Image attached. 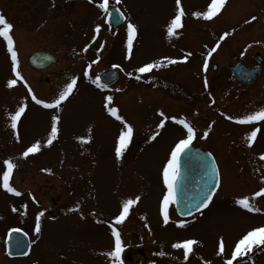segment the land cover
Instances as JSON below:
<instances>
[{
  "label": "rangeland",
  "instance_id": "obj_1",
  "mask_svg": "<svg viewBox=\"0 0 264 264\" xmlns=\"http://www.w3.org/2000/svg\"><path fill=\"white\" fill-rule=\"evenodd\" d=\"M100 2L63 0L56 9L46 2L49 15L29 17L28 5L45 9L37 0H22L16 39L23 81L13 87L7 84L16 78L11 58L3 51L0 39V175L2 161L12 158L16 167L10 184L21 192L15 196L0 187V264H112L113 258L106 255L114 245L110 225L122 201L136 196L140 199L130 207L124 222L115 225L124 244L123 264H224L242 235L264 226V195H253L264 187V122L240 125L225 118L264 107V25L259 21L264 15V0H226L211 20L192 15L206 10L211 0H181L186 14L174 37L167 36L166 26L174 15L175 0H109V5L123 12L126 22L137 26L130 56L127 40L123 42L126 31L107 24ZM61 6L64 12L56 16ZM1 7L6 17L14 19L15 0H0ZM97 24L101 25L99 34L94 33ZM225 32L229 35L220 40ZM217 43L216 51L208 57ZM85 45L88 51L84 53ZM41 47L56 52L71 79L45 82L43 71H33L27 65L26 55ZM254 54L263 58L262 70L250 84H241L228 66L240 59L245 65L258 63ZM173 56L177 62L170 65L168 60ZM185 56L187 60L182 59ZM205 57L207 70L203 68ZM155 61L164 68L136 72L143 64ZM112 63L119 65V81L107 89L98 88L91 80ZM73 77L77 84L59 112L30 100L24 86L26 82L38 99L50 101ZM105 96L113 97L111 106L134 128L133 139L119 161L114 142L122 124L105 109ZM22 101L27 107L14 130L10 117ZM159 111L183 117L193 126L196 138L192 143L213 154L221 181L209 206L189 218L177 217L170 205L167 225L159 211L166 190L161 170L186 129L171 120L157 129ZM53 114L61 116L59 134L47 145ZM257 126L261 131L248 146L246 133ZM205 130L209 135L202 138ZM89 136L87 142L78 139ZM37 140L41 150L22 156ZM244 196L259 211L235 203ZM37 213H43L39 234L34 231ZM181 219L187 221L183 228L175 223ZM10 229L25 232L31 243L29 252L15 260L4 254L3 240ZM221 237L225 252L217 255ZM187 238L198 243L185 260L183 250L171 245ZM160 252L165 254L158 255ZM234 264H264V246L237 258Z\"/></svg>",
  "mask_w": 264,
  "mask_h": 264
},
{
  "label": "snow or ice",
  "instance_id": "obj_2",
  "mask_svg": "<svg viewBox=\"0 0 264 264\" xmlns=\"http://www.w3.org/2000/svg\"><path fill=\"white\" fill-rule=\"evenodd\" d=\"M226 0H211L210 3L207 4L206 10L193 12L192 15L194 17L203 18L204 20H211L217 16L218 13L221 12V9L225 6ZM99 8L102 9L105 15H109V0H101L99 3ZM185 10L182 7L181 0H175V12L172 16L170 22L166 26V32L168 37H174L178 35V30L182 29L183 21L182 18L185 16ZM121 17L123 14L121 13ZM255 17H251L250 20H255ZM250 22V21H249ZM14 29V25L8 21L6 16L0 13V38H2L3 42L6 44V51L10 55L11 58V70L15 74V79L8 80V87H13L17 84L18 81H23V77L21 76L18 70V52L15 48V41L12 35ZM101 29V25L97 24L94 28V33L99 34ZM137 35V26L131 22L127 23V50L129 56L131 55L133 49V42ZM229 33L225 32L223 35L219 37L220 40H223ZM93 40L96 39V35L92 37ZM212 47L207 56L210 57L212 53L216 51V47ZM88 45H85L87 48ZM191 53L188 54L190 56ZM188 56L183 57L182 59L187 60ZM168 60L167 57L164 58ZM177 61L168 60L169 64H174ZM162 64L160 61L145 63L142 66L136 69L137 73H150L154 68L161 67ZM116 67H119L118 65ZM203 68L207 70L208 68V59L205 57ZM85 77H88V71L84 72ZM131 75V73H129ZM136 79H140L139 76ZM93 84H95L98 88L107 89L108 84H101L100 77L96 76L95 79L91 80ZM77 84V78L73 77L71 82L66 84L62 90L58 92V95L54 96L50 101H46L44 99H38L35 94H33L32 89L24 83L25 88L29 95L31 96L32 101H34L37 105L43 106L45 109H52L56 112H59L61 109V104L65 101L70 94L72 93L74 87ZM205 88L208 87L207 79L204 81ZM113 97L105 96L104 97V107L110 116L115 117L117 121H120L122 124L121 130L119 131L118 136L114 142V155L115 158L119 161L124 155L126 149L128 148L130 142L133 139L134 128L132 124L127 122L123 116L118 114V109L112 105ZM27 105L22 101L17 109L11 114V128L16 129L18 125V121L20 120L22 114L25 113ZM159 116L161 117L159 123L157 124V129H161L165 126L166 120H171L179 125H182L184 129H186V135L183 138H180L175 145L171 148L170 154L166 160V162L162 166L161 176L163 185L165 187V191L162 194V199L160 201V215L162 216L163 223L165 225L169 224V206L177 203V189L180 184V176H181V159L182 154L187 155L190 152V145L193 140L196 138V132L193 126L186 121L185 118L180 117L177 118L175 116H165L163 111H159ZM228 120H232L240 125H253L257 122H264V107L259 108L258 110L239 115V116H226ZM61 120V116L59 114H53L50 117V131L48 133L47 139L45 143L47 145H51L53 140L58 137L59 134V122ZM261 129L257 127H252L251 131L246 133V142L248 146H252L254 140L257 137L258 132ZM156 134H153L151 139L155 138ZM209 135L207 130L204 131L203 137L206 138ZM18 138V137H17ZM78 139L81 142H87L91 139V137H79ZM41 150V141L37 140L31 143L29 146L25 148L22 152V156L28 157L29 154L38 153ZM209 163L207 165L208 171L205 173V187L203 189L202 194L199 195L198 200L195 204L192 205L197 211L203 208H207L209 203L212 201L213 193L220 185V173L218 167L216 165L215 159L212 157L211 153L206 154ZM264 158V155H262ZM3 171L2 175H0V187L6 190L8 193H12L15 196H20L21 192L17 190L10 184V178L12 177L13 170L16 167L12 158H7L2 161ZM256 197H260L264 195V187L260 188L259 191L253 194ZM140 197L136 196L133 198H128L122 201L121 208L119 213L114 217V224L110 225L111 228V236L114 238L113 247L106 253L108 257L113 258L112 264H123L121 259V254L124 251V244L122 241L121 233L115 225H120L124 222L125 218L129 215L130 207L136 204L139 201ZM235 203L240 205L242 208L247 209L249 211H259L253 204L249 202V197L244 196L242 198L236 199ZM79 205H77V208ZM12 211H16L15 208ZM191 214L190 212L188 213ZM43 213H37L36 215V223L34 231L36 233L41 232V216ZM176 226L183 228L186 226L187 221L185 220H177L175 221ZM10 231L15 232L19 231V229H10ZM198 241L193 238L182 239L174 242L171 247L174 249H182L183 256L185 260L189 259V254L193 252V246L196 245ZM260 246H264V226L254 227L251 230L247 231L241 238L235 242V246L231 251L230 257L224 260V264H234V261H237V258H243L249 254H251L254 248H259ZM225 252V244L223 237L218 240V250L217 255H223ZM25 254L26 253H22ZM164 252L158 253V255H164Z\"/></svg>",
  "mask_w": 264,
  "mask_h": 264
},
{
  "label": "water",
  "instance_id": "obj_3",
  "mask_svg": "<svg viewBox=\"0 0 264 264\" xmlns=\"http://www.w3.org/2000/svg\"><path fill=\"white\" fill-rule=\"evenodd\" d=\"M109 13L107 15V21L112 25L116 26L123 21L121 12L117 8L109 7ZM260 23L264 24V15L260 18ZM84 51H86V48ZM254 57L258 62L254 66L245 67L243 60L229 66L232 75L240 82L249 84L259 73L263 59L259 54H255ZM53 61L54 58L49 53L36 52L29 56V63L36 68H43ZM212 68H215V64L212 65ZM70 76L71 74L67 70H64L60 79H67ZM98 76L102 84L106 83L110 85L118 80L119 73L115 68H108L99 72ZM207 153L209 152L206 150H201L198 147L190 145V152L187 155L182 154L180 184L177 189V203L174 204L176 213L181 217H187L197 212L192 205L196 203L205 187V173L209 170L207 167L209 163L206 156ZM189 212L191 213L190 215L188 214ZM28 247V238L25 233L22 231H10L8 233L5 249L9 256L24 255L22 253H26Z\"/></svg>",
  "mask_w": 264,
  "mask_h": 264
},
{
  "label": "flooded vegetation",
  "instance_id": "obj_4",
  "mask_svg": "<svg viewBox=\"0 0 264 264\" xmlns=\"http://www.w3.org/2000/svg\"><path fill=\"white\" fill-rule=\"evenodd\" d=\"M29 2H31V1H34V0H28ZM39 3H41V6H43V8L45 9V10H38L37 8H35V7H33V8H31V7H29V5H28V7H27V9H28V12L29 13H27L28 15H29V17H30V14L32 15V17H35L37 14H42V15H44L45 14V12H47V10H46V7H45V4L44 3H46V2H51L52 4H53V6H54V8L56 9V5H63V3H61L63 0H37ZM71 1V0H70ZM22 0H15V17H14V19L12 18V20H14V23L12 22V20L11 19H9L8 17H6L7 19H8V21L9 22H11L13 25H14V29H13V32H12V35H13V37H14V41H15V48H16V50H17V52H18V61H19V54H20V52H19V42H18V40L16 39L18 36H19V34H18V25H19V18H20V14H21V9H23L22 8ZM74 10H76V8L74 9ZM62 12H64V7L63 6H61L59 9H57L56 11H55V15L56 16H62ZM0 13H2V14H4L3 13V10H2V7L0 8ZM47 14L49 15V12H47ZM112 27V26H111ZM119 27H123L124 28V30L126 31V34H127V22L125 21V18H124V22L121 24V25H118V26H114V28H119ZM1 39V43H2V49H3V51L5 52V54L6 55H9L8 53H7V51H6V44H5V42H3V40H2V38H0ZM136 39V38H135ZM127 40V38L125 37L124 38V40H123V42H125ZM95 42H92V44H94ZM2 51V52H3ZM33 52H50V53H52L53 55H54V58H55V62L54 63H51V64H49V65H47L46 67H44L43 69H36L35 67H32L29 63H28V58H29V55L31 54V53H33ZM177 56H173V60H175V58H176ZM26 62H27V65L33 70V71H40V72H42L43 71V73H44V80H45V82H65V81H62V80H59L58 78L61 76V74H62V72H63V70L65 69V67L64 66H61L60 64H59V62H58V57H57V54H56V52H52V51H50V50H48L47 48H45V47H41V48H38V49H35V50H33V51H31V52H29L27 55H26ZM174 64H176V63H174ZM174 64H170V65H174ZM169 65V64H168ZM167 65V66H168ZM117 65L115 64V63H112V64H110V65H108V66H106V67H104L103 69H106V68H110V67H116ZM119 66V65H118ZM176 66V65H175ZM178 66V65H177ZM248 66V65H247ZM18 67H19V65H18ZM116 68H118V67H116ZM160 68H164V67H160ZM102 69V70H103ZM262 70V69H261ZM258 76V75H257ZM256 76V77H257ZM155 77V76H154ZM255 77V78H256ZM160 78H162V77H160ZM149 80V79H148ZM171 83V82H170ZM172 84V83H171ZM100 89H102V88H100ZM29 98H30V100H31V96L29 95ZM2 123V119H0V124ZM1 242V241H0ZM30 245H31V243H30ZM29 250H30V247H29ZM7 259H9V260H15V259H17V258H20V257H13V258H9V257H6ZM129 260H132V258L131 257H129Z\"/></svg>",
  "mask_w": 264,
  "mask_h": 264
}]
</instances>
